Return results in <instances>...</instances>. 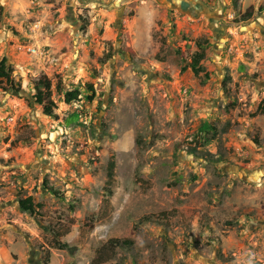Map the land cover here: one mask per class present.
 Wrapping results in <instances>:
<instances>
[{
  "label": "rangeland",
  "instance_id": "374dc122",
  "mask_svg": "<svg viewBox=\"0 0 264 264\" xmlns=\"http://www.w3.org/2000/svg\"><path fill=\"white\" fill-rule=\"evenodd\" d=\"M203 36L206 81L182 70ZM4 57L0 264H92L111 238L133 244L104 264H264V0H0Z\"/></svg>",
  "mask_w": 264,
  "mask_h": 264
},
{
  "label": "trees",
  "instance_id": "16d2710c",
  "mask_svg": "<svg viewBox=\"0 0 264 264\" xmlns=\"http://www.w3.org/2000/svg\"><path fill=\"white\" fill-rule=\"evenodd\" d=\"M209 44V39L206 37H201L196 41L197 50L193 53L188 64L182 65V70H186L190 68L196 76H201L204 80H208L210 78V74L205 70L202 62L206 59V49ZM88 91L91 93L94 92V88L92 85L86 86ZM0 91L8 92V91H20V85L16 82L14 78V70L12 66L9 64L6 57L0 60ZM58 93L63 94V99L65 103H72L79 101L81 99L82 92L78 88H74L72 90H63L60 85L57 86ZM34 102L40 105L43 109V113L49 117H55L56 110L58 109L56 100L54 99V90L53 84L50 78L46 75L41 76L38 81L35 83V94L32 96ZM89 99H92V96H89ZM258 113L264 114V108L260 107L258 109ZM200 133H212L217 132V129L209 123H205L199 130ZM116 160L114 155H111L108 162V171H107V181L104 186V190L107 192L109 196L113 195V185L115 181V171H116ZM51 193L59 196V192L52 188H47ZM19 208L22 211L28 212L33 216L38 215L40 209L43 207L41 203L35 202L32 196L21 197L18 200ZM163 217H169V213L163 212L161 214ZM73 223V222H71ZM71 224H62L59 227H53L51 229L54 235V242L51 246L56 249H65L68 246L67 242L63 241V238L67 236L71 229ZM133 244V241L129 238H111L104 245H102L98 251L96 252L95 257L92 260V264H104L110 261L118 247L130 246ZM50 251L46 252V263L49 262Z\"/></svg>",
  "mask_w": 264,
  "mask_h": 264
}]
</instances>
